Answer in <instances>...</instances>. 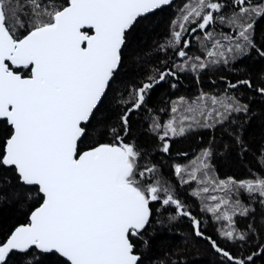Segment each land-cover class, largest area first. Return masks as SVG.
I'll use <instances>...</instances> for the list:
<instances>
[{"label":"snow or ice","instance_id":"1","mask_svg":"<svg viewBox=\"0 0 264 264\" xmlns=\"http://www.w3.org/2000/svg\"><path fill=\"white\" fill-rule=\"evenodd\" d=\"M0 204V264H264V0H0Z\"/></svg>","mask_w":264,"mask_h":264},{"label":"trees","instance_id":"2","mask_svg":"<svg viewBox=\"0 0 264 264\" xmlns=\"http://www.w3.org/2000/svg\"><path fill=\"white\" fill-rule=\"evenodd\" d=\"M179 3L180 0L175 1ZM147 46H150V41ZM175 92L176 95H185L191 96L194 94V86L192 82L187 77L182 79V82L178 83V87L176 90L170 89H160L158 90L157 99L159 96L164 95L165 92ZM167 98V97H165ZM174 98V97H173ZM255 111H259L261 105L257 102L254 106ZM256 124H259V120L256 121ZM200 141L197 139L195 135L190 136L186 140H181V142L177 143L175 147L177 149H182L184 151L189 152V157L193 156L194 150H196V146ZM179 159V158H177ZM232 173V174H240V169L235 165H229L224 167L220 171V175L223 176L224 173ZM15 213V208L11 205L0 204V219L10 220ZM181 230H185L184 224H178L174 231H161L157 230L155 235L151 238V253L152 255H159L161 251L168 246H170L173 242H175V237L181 232ZM184 259L187 261V264H211L213 259L212 255L207 251L206 246L203 244H199L193 247H190L189 251L185 253Z\"/></svg>","mask_w":264,"mask_h":264},{"label":"water","instance_id":"3","mask_svg":"<svg viewBox=\"0 0 264 264\" xmlns=\"http://www.w3.org/2000/svg\"><path fill=\"white\" fill-rule=\"evenodd\" d=\"M175 1H177V0H175Z\"/></svg>","mask_w":264,"mask_h":264}]
</instances>
